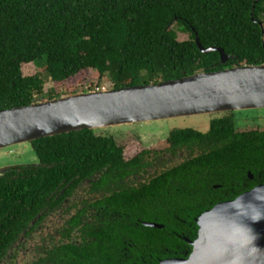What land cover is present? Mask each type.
I'll list each match as a JSON object with an SVG mask.
<instances>
[{
    "label": "trees",
    "instance_id": "obj_1",
    "mask_svg": "<svg viewBox=\"0 0 264 264\" xmlns=\"http://www.w3.org/2000/svg\"><path fill=\"white\" fill-rule=\"evenodd\" d=\"M256 21L264 28V0H0V110L58 99L53 90L43 91L46 80L60 84L86 70L96 71L113 89H120L264 65V34ZM179 33L186 34L187 40H179ZM195 37L204 49H222L227 62L220 63L218 52L203 54ZM30 63L41 67L43 76H23L22 65ZM170 140L176 146H200L191 161L144 188L147 197L161 198L172 212L189 206L183 198L196 190L191 198L203 199L202 191L208 192L212 183L239 184L246 170L254 176L250 185L264 183V131L238 132L230 114L211 119L205 133L174 130ZM29 145L38 165L22 167L16 186L3 188L7 195L14 190L24 196L43 189L52 192L75 177L79 180L124 167L114 139L96 135L94 130L40 138ZM171 180L185 183L184 197L179 193L172 197L167 190ZM220 193H215L217 198L209 193L205 200L213 203L201 210L233 199L218 197ZM170 229L176 230L166 226L149 245L158 253L154 264L159 259L185 257L184 251L190 249ZM93 248L92 244L80 250L74 246L66 254L88 259ZM99 251L98 264H105L104 256L110 252L105 245Z\"/></svg>",
    "mask_w": 264,
    "mask_h": 264
},
{
    "label": "flooded vegetation",
    "instance_id": "obj_2",
    "mask_svg": "<svg viewBox=\"0 0 264 264\" xmlns=\"http://www.w3.org/2000/svg\"><path fill=\"white\" fill-rule=\"evenodd\" d=\"M223 114H230L232 119V112ZM188 129L200 133L208 130ZM235 130L238 131L236 127ZM172 131L164 143L161 141L145 147L140 142L139 133L133 134L137 142L133 141L130 148L124 145L128 141H118L111 136L121 149L124 163L121 170L107 174L95 172L79 180L75 177L63 188L52 192L43 189L24 196L14 190L7 195L3 189L7 185L16 186L17 172L22 167L37 166V158L35 164L1 168L0 264H63L67 260L75 264H98V259L102 258L99 251L102 245L110 252L109 256L103 255L107 258L105 264H154L158 253L149 245L157 240L158 232L166 226L175 228L170 232L180 239V243L190 247L184 253L182 247L179 251L184 256L190 253L189 242L197 235L196 220L207 210L201 209L213 203L212 200H205L211 197L209 193L215 195L221 192L218 197L234 199L264 183L250 185L255 181L254 176L246 170L244 180L239 184L233 185L228 180L227 184L225 181L212 183L208 187L210 191H202V195H205L203 199L195 202L191 198L196 190L183 198L189 200V206L185 205L176 212L170 211L167 202L161 198L147 197L144 188L157 182L155 180L161 179L159 177L162 175L183 167L200 153V146H176V142L170 140ZM7 176L12 181H7ZM184 184L171 180L167 190L171 191L172 197L174 193L184 197L181 194ZM213 198H217V195ZM85 244L94 246L88 259L80 254H66L68 248L70 251L76 246L80 250ZM175 247L179 248L177 245Z\"/></svg>",
    "mask_w": 264,
    "mask_h": 264
},
{
    "label": "water",
    "instance_id": "obj_3",
    "mask_svg": "<svg viewBox=\"0 0 264 264\" xmlns=\"http://www.w3.org/2000/svg\"><path fill=\"white\" fill-rule=\"evenodd\" d=\"M195 43L203 54L218 52L220 63L227 62L222 49H204L197 37ZM256 109H264V65L200 72L0 110V149L84 129ZM196 224L190 253L157 264H264V184L216 203Z\"/></svg>",
    "mask_w": 264,
    "mask_h": 264
},
{
    "label": "rangeland",
    "instance_id": "obj_4",
    "mask_svg": "<svg viewBox=\"0 0 264 264\" xmlns=\"http://www.w3.org/2000/svg\"><path fill=\"white\" fill-rule=\"evenodd\" d=\"M178 39L181 41L187 40V35L179 33ZM21 68L23 76H32L35 74L43 76L44 73L41 67L35 66L32 63L24 64ZM96 86L104 88L105 90L113 89L111 83L106 77L99 78L96 71L86 70L60 84H54L50 80H46L43 91L45 93H49L53 90L54 93H57L61 98L87 92L88 89H93ZM222 114L223 113L197 115L150 123H137L111 127L96 130L95 134L114 136L118 139V141H128V143H125L124 145L130 148L133 141L137 142L133 134L139 133L140 142L142 146L145 147L157 144L161 141L164 143L168 133L175 129L192 128L204 132L207 130L210 120L220 117ZM231 117L234 120L235 127L238 131H251L255 129L264 130V109L236 111L232 112ZM35 163L36 156L27 144H20L0 149V169Z\"/></svg>",
    "mask_w": 264,
    "mask_h": 264
},
{
    "label": "built area",
    "instance_id": "obj_5",
    "mask_svg": "<svg viewBox=\"0 0 264 264\" xmlns=\"http://www.w3.org/2000/svg\"><path fill=\"white\" fill-rule=\"evenodd\" d=\"M93 92V91H107L105 90L104 88H100L99 86H96L95 88L93 89H88V92Z\"/></svg>",
    "mask_w": 264,
    "mask_h": 264
}]
</instances>
